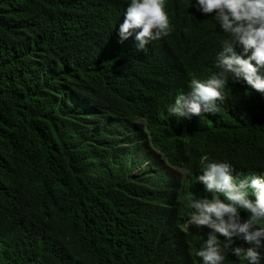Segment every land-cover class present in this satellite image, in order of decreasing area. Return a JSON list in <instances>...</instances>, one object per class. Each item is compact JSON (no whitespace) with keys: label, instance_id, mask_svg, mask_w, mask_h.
I'll list each match as a JSON object with an SVG mask.
<instances>
[{"label":"trees","instance_id":"16d2710c","mask_svg":"<svg viewBox=\"0 0 264 264\" xmlns=\"http://www.w3.org/2000/svg\"><path fill=\"white\" fill-rule=\"evenodd\" d=\"M129 3L0 0V264H201V160L264 175V94L243 78L226 73L214 112L169 116L223 71L215 14L166 0L172 32L142 51L118 35Z\"/></svg>","mask_w":264,"mask_h":264},{"label":"clouds","instance_id":"9594fccd","mask_svg":"<svg viewBox=\"0 0 264 264\" xmlns=\"http://www.w3.org/2000/svg\"><path fill=\"white\" fill-rule=\"evenodd\" d=\"M198 10L215 14L214 20L230 39L222 41L217 56L218 71L206 80L192 78L191 92L176 97L169 108V116L191 118L193 115L214 112L217 104L225 100L223 89L226 73L243 78L254 90L264 94V0H197ZM172 23L166 9V0H130L118 35L121 42L135 33L136 48L146 51L152 41L167 37ZM237 48L242 49L238 53ZM203 174L198 180L211 199H192L194 209L188 225L207 228L196 256L201 264H224L225 253L230 252L247 264H260L264 260V175L239 179L228 162L201 160ZM254 194L255 200L249 199ZM223 196L222 200L220 197ZM241 210L248 218L242 220ZM225 239L222 241L219 237ZM240 237L251 247H233V238Z\"/></svg>","mask_w":264,"mask_h":264},{"label":"rangeland","instance_id":"374dc122","mask_svg":"<svg viewBox=\"0 0 264 264\" xmlns=\"http://www.w3.org/2000/svg\"><path fill=\"white\" fill-rule=\"evenodd\" d=\"M153 154L156 155V159H157L158 165H160V166H164L165 165L166 166L165 162L162 160V158L157 153L153 152ZM174 174L176 175V177H179L180 171H176L175 170Z\"/></svg>","mask_w":264,"mask_h":264}]
</instances>
